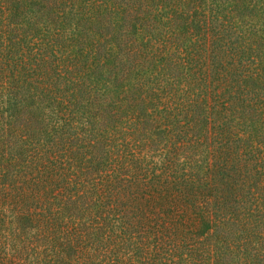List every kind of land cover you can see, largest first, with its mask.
Masks as SVG:
<instances>
[{
    "label": "trees",
    "instance_id": "trees-1",
    "mask_svg": "<svg viewBox=\"0 0 264 264\" xmlns=\"http://www.w3.org/2000/svg\"><path fill=\"white\" fill-rule=\"evenodd\" d=\"M0 264H264V0H0Z\"/></svg>",
    "mask_w": 264,
    "mask_h": 264
}]
</instances>
